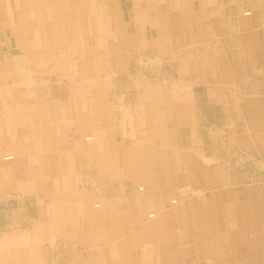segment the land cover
<instances>
[{
  "label": "crops",
  "instance_id": "obj_1",
  "mask_svg": "<svg viewBox=\"0 0 264 264\" xmlns=\"http://www.w3.org/2000/svg\"><path fill=\"white\" fill-rule=\"evenodd\" d=\"M243 1L247 4L240 0H126L131 9L124 10L121 0H56L55 4L44 0V8L29 6L28 0H0V29L8 28L17 39L29 28L40 31L42 48L34 58L40 62V71L57 60L48 54L49 46L62 51L58 58L62 63L67 58L63 69H71L64 103L43 100L38 91H22V79L10 77L12 82L0 87V192L13 190L23 171V178L42 185V174H56L58 184L68 159L77 165L90 160L93 168L104 172L112 163L103 161L120 158L134 170L137 188L143 187L142 193H133L135 199L148 196V200L165 204L168 201L161 198L167 186L193 183L200 186L196 190L204 191L206 184H223L225 170L219 164L227 153L226 144L244 151L253 146L264 155V0ZM16 22L22 23V32L10 27ZM12 41H6L8 49ZM241 46H246L247 53L255 48L254 54L261 58L255 57L251 65L242 56ZM131 51L153 57L143 56L140 62L174 63L179 81L171 88L144 83L138 89L133 114L119 118L113 111L114 102L105 96L110 85L94 76L107 77L127 68L126 54ZM6 66L4 70L15 69L23 75L28 68L19 62L11 69ZM4 67L0 66V77ZM76 71L79 77L86 75L84 80H74ZM198 90L204 95L201 98L196 96ZM209 108H219L222 116L223 123L214 133L201 129L199 121ZM17 125L32 128L16 131ZM63 130L82 131L83 139L92 138L88 152L66 151ZM30 133L38 138L23 140ZM10 140H16L19 147H9ZM7 155L25 159L28 168L10 172L12 163L1 161ZM35 169L42 173L40 178ZM73 170L82 171L77 166ZM184 172L188 177H183ZM180 192L186 197L195 191ZM250 192L254 193L253 188ZM141 201L109 202L99 204L98 209L94 202V210L87 202H62L57 212L48 214L42 212L40 201L42 229L30 237L33 245L28 246L27 241L19 245L17 232L0 234V239H9L8 245H0V264H48L42 247L49 244L45 242L48 238L57 242L54 236L60 228L83 236L78 244L86 253L81 255L85 264H252L254 253L264 261V241L257 246L256 239L250 240L256 236L255 229H239L242 222H254L258 216L264 225L262 213H257L262 212L264 201H248L251 206L242 207L235 216L223 214L222 205L230 209L237 204L231 201H202L198 214L191 207L185 208L186 214L179 213V208L172 214L156 210L146 214L145 206L162 208L158 202L148 205ZM150 213L156 218L145 222Z\"/></svg>",
  "mask_w": 264,
  "mask_h": 264
},
{
  "label": "rangeland",
  "instance_id": "obj_2",
  "mask_svg": "<svg viewBox=\"0 0 264 264\" xmlns=\"http://www.w3.org/2000/svg\"><path fill=\"white\" fill-rule=\"evenodd\" d=\"M53 1L55 4L56 0H50V2ZM240 2L242 5L247 4V2L243 0H240ZM28 5H35L44 8L45 2L44 0H28ZM121 5L124 7V10L131 9V4L126 2V0H121ZM19 16L20 15L17 14V18H19ZM10 27H15V29L22 32L20 29L22 27V23H10ZM0 31H2L0 33V66L5 65V67L1 70V73L3 74L1 75L0 79H3L4 81H0L1 89L6 87L9 80H11L12 82V78L10 77H14L16 78V80H24V86L21 87L22 91H27V89L32 90V92L38 91V93H40V95L42 96L43 100H53L60 103H64L67 100V97L65 96L67 95V92H65V86H67L68 84L67 82L69 80L71 69H63V64L67 62V58H63L66 61H63L64 63H62L60 58H58V55L62 51L55 47L49 46L48 54H54L53 57L57 60H55L51 67L44 68V71H40V62L34 59L36 58V54H38L37 52H39V50L42 48L40 46L41 41L38 37L40 31L29 28L25 30V32H23V36L18 39L12 38L10 36L11 33L8 28L4 29L3 27L0 29ZM2 33H4L5 36ZM258 36L262 37V35L260 34ZM5 37H7L8 40H13L12 42H10L13 48L10 46L8 49L6 43V41L8 40H6ZM245 47L246 46H241V54H243L242 56H244L245 59L251 62V65L254 62L255 57L261 58L259 57V55H256V53L254 54L255 48L250 47V53H247ZM65 50L67 53H69V44L66 45ZM44 52H46V50H44ZM126 56V60H128V63L126 64L127 68H123L117 71L115 74L111 73L107 77L104 75L100 76V74H96L94 76L97 78L98 81H100L101 84L104 85V83L106 82L108 85H110L108 89L109 95L105 96H108L112 100V102H114L113 106L115 107H113V111L119 114V118L121 115L133 114V109L137 103L138 89L144 83L145 85L154 88H171L176 85L179 81L178 76L176 75V73L173 72L172 66H175L174 63H172L171 66L165 61L163 62L166 65H152V63L149 61L140 62L143 56L149 58L150 60L153 59L152 56L144 55L141 53V51H131L128 52ZM15 62H19L20 64L22 63L24 66L28 67L27 71H24V75L17 72L15 69H11V66L14 65ZM6 65H10L9 68L11 69V71L4 70L7 68ZM145 65H147L148 68H144ZM155 66L163 68L158 73H156V71L159 69H156ZM29 68L31 69L30 71ZM152 68H154V70ZM172 72L174 73L173 79L175 80L167 81L166 76L171 75ZM77 73L79 72L76 71V76L73 77L74 80L78 78L81 79L83 76L86 77V75L79 77ZM11 82L10 84H12ZM196 96L197 98H201V96L204 95L200 90H198ZM202 113L203 115L199 118V121H201V129L207 128L206 131L208 133H214L216 131V127H219V125H222L223 123L222 116L219 113V108L205 109ZM30 114L32 113H29V115ZM32 116L33 115H30L29 118ZM118 117H116L117 120H119ZM215 124H217L218 126H215ZM30 127L31 125H17L15 126V129L16 131H27L26 129L30 131V129L32 128ZM82 134V131L69 130L68 132L66 130H63L62 135L65 136L62 147L66 148V151L74 152V150L78 149V151H80L81 153L83 152V154H86L89 150V147L87 146L88 142L85 141L86 137H84L83 139ZM28 138H34V140H36L38 137L36 138L30 133V135L24 137L23 140ZM15 141L10 140L9 147L12 148L13 146L15 147V149L16 147L18 148L19 145L18 143H15ZM3 144L7 145V143ZM28 144H25L21 147H24ZM225 150H227V153L224 157L221 158L222 161L219 164V166H221L225 170V173L223 175V184L220 185V183H214L215 186L211 187L206 184L204 191H199L200 186H196L193 183L186 184L189 187L186 185H180L176 187L167 186V189L164 190V198H161L163 199V201H168L165 204H162L161 201H156V199H154L153 201H151V199L148 200V196H140L138 198L136 197L137 199H135L133 193H142L143 190H138L137 185H135L136 175L134 170H132L131 168H127L124 164H122L120 162V158H108L105 161H103V158L101 160H98L101 162L103 161V164L109 165L110 163H112V167L107 169L104 168V172H100L97 169L93 168V164H91L93 162H90L89 159L88 162L82 161V166L77 165V163L73 164L74 162L68 159L67 163H65L67 167L64 166L63 168L65 169V175H62L63 183L60 182L58 184H55L56 181L58 182V177L56 174L46 176L45 174L37 173L38 170L35 169V176L37 178H40L41 174L43 175L41 179L43 181L44 186L38 181L36 182L31 179L26 180L27 177L26 179L23 178V171L22 174H18V183L14 185L16 189L14 188L10 192L8 191L6 193L0 192V234L9 235L13 232H17L18 236L21 238L19 245L22 244L23 241H27L28 246L33 245V242L30 237L34 236V233H36L39 229H42V225H40L38 217L40 201H43L42 205L44 211L42 212L47 214L48 212L51 213L52 211L53 213L57 212L58 203L60 205V203L62 202L66 203L67 205L73 202L75 205L76 203L79 204L80 202H87L90 203V207L91 209H93L92 205L94 202H97L101 206L104 203L109 202L115 203L118 201H127L129 203H132L135 201L137 202L143 200L141 202L146 201V204L150 202H153L155 204L158 202L160 204L159 207L162 208L161 210H159L158 208L152 209L155 207H148L147 209L145 206L146 214L154 210L158 212H170L172 214L174 211H177L178 208L180 210L179 213L186 214L184 210L187 207H191L189 209L198 214L201 208L200 204L202 201H223V204H225V202L227 201H231L230 203L242 204V206L237 207V204H232L234 206H232V208L230 209H227L225 208L226 205H222L223 214L235 216L236 213L240 212L239 209L242 210V207L244 209H248L251 206L248 201H264V155L258 154L253 146H251L250 151H244L241 148H238V150H236L235 148H231L230 145L226 144ZM6 157H14L9 161H4L5 157L1 160L3 161V163H12V167L9 170L10 172L19 171L22 169V167L28 168V164H25V159L19 158L16 155H7ZM73 166H77V169H81L82 171L79 173L74 172ZM184 174V178L188 177V173L184 172ZM30 181L32 182L29 183ZM190 182L192 181L190 180ZM140 185L143 184L140 183ZM252 188L254 193L250 192ZM185 189L189 191L194 190L195 192L190 193L189 196L183 197L180 191ZM144 190L145 192H150V190H147L146 187L144 188ZM17 193L20 194L21 199L15 198V196H17ZM124 193H127L129 195L124 196ZM211 195H214L215 198L211 199ZM172 201H178V203H172ZM219 203L222 204V202ZM51 204H54L55 207H53L54 205ZM44 207H46L47 210H45ZM94 208L98 209L99 207ZM65 209H70V205L67 206ZM237 209L238 211H235ZM260 209L262 212L258 211L257 213H262V217L264 218V203L261 204ZM62 210L63 209H61V211ZM243 213L245 214V216H243V219H246V213ZM150 214H153V217L149 218L148 216ZM150 214L145 218V222L152 221L156 218V215L154 213ZM228 219L231 220L232 218L229 217ZM13 226L16 230L12 229ZM229 226L231 228L235 227L232 226L231 223H229ZM80 227L82 229H87V227L84 226V224L82 223ZM248 228H250V231L251 229H255L256 231V238H250V240L256 239L255 245L258 246L259 242L264 241V225L262 224V220L259 218V216L256 217V220L254 222H251V220L250 223L242 222V225L239 229L245 230ZM44 230L46 232L45 228ZM65 232L62 230V228H60L58 232L59 234L57 236H54L57 241L54 243H51L53 242L52 239L47 237L49 240H46L45 242L49 244H46L42 247L44 255L46 256L45 259L47 263L51 264L50 257L48 256L50 254H53V251L50 254L49 251L51 250V248H55L58 246L57 255L60 264H85V260L83 261V259H81V255L86 256V253L84 249L80 247L81 243L79 242L78 244L79 240H83V236L79 234V237H77L76 234L71 235V233ZM51 233L54 235V231H51ZM8 243V237H1L0 245H8ZM250 262L252 264H264V261L261 260V255L258 256L257 253H254V255H252V259ZM53 263L57 264L54 258Z\"/></svg>",
  "mask_w": 264,
  "mask_h": 264
},
{
  "label": "bare ground",
  "instance_id": "obj_3",
  "mask_svg": "<svg viewBox=\"0 0 264 264\" xmlns=\"http://www.w3.org/2000/svg\"><path fill=\"white\" fill-rule=\"evenodd\" d=\"M152 65H153V64H152ZM144 68H148V66L145 65ZM155 68H156V69H159V70L156 71V73H158L163 67H157V66H155ZM172 68H173V67H172ZM152 69L154 70V68H152ZM173 72L176 73L175 68H173ZM173 72L171 73V75L166 76V77H167V81L175 80V79H173V75H174ZM177 81H178V80H177ZM171 82H172V81H171ZM175 82H176V81H175ZM85 141L90 142V141H92V138L87 137V138L85 139ZM13 158H14V157H5V158H4V161H9L10 159H13ZM138 190H143V187H141V186L138 187ZM16 195H17V196H15V198L21 199L19 193H17ZM8 197H9V196H8ZM176 202H177V201H172V203H176ZM94 207H99V204H95ZM148 217H149V218H150V217H153V214H150ZM57 248H58V246L55 247V248H51V250L49 251V254L53 251V254H50V255L48 256V257H50L51 264H54V263H53V258L55 259V261H56L57 264H60L59 259H58V255H57Z\"/></svg>",
  "mask_w": 264,
  "mask_h": 264
}]
</instances>
